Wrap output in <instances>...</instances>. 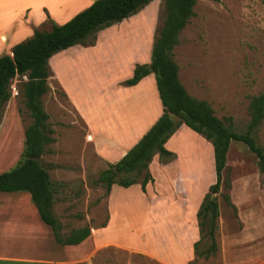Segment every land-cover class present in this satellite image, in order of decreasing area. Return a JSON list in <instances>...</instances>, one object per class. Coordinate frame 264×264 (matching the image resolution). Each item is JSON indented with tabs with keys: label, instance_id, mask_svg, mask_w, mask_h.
Here are the masks:
<instances>
[{
	"label": "rangeland",
	"instance_id": "374dc122",
	"mask_svg": "<svg viewBox=\"0 0 264 264\" xmlns=\"http://www.w3.org/2000/svg\"><path fill=\"white\" fill-rule=\"evenodd\" d=\"M163 10V0H153L136 14L124 19L126 24L121 25L122 29L119 31L122 34L118 38L126 40L128 44L143 42L137 50V57L140 58L143 53L148 54L146 45H152L154 35L162 24ZM193 10L195 14L180 31V42L174 47L173 57L179 66L180 80L192 96L207 100L217 117H231L232 127L243 132L249 121V97L264 89V0H196ZM40 29L48 30L50 25L46 23ZM143 32L145 34L142 39L138 33ZM97 38L96 34V40ZM75 46L77 45L54 54H57L55 60L60 59L58 61L62 71L67 72L69 68L63 66L64 63H75L70 83L74 84L75 79L82 77L81 69L86 70L85 63H89L88 68L95 65L94 69L102 72L94 75L89 70L91 73L90 77L87 76L88 84L94 86L99 79H107L108 75L103 72L105 65L102 64L107 60L106 54L92 51L80 52L75 56L73 54L79 50ZM88 46L91 45L85 47ZM64 55L68 59L61 58ZM130 55L133 56L130 50L118 53L119 66L122 65L123 58L129 59ZM80 58L82 62H78ZM49 68L50 76L47 81L50 90L42 100L55 141L47 146L49 149L40 157V163L49 170L51 179L56 184L55 216L59 221L61 219L67 231L85 225L100 227L109 219L110 192L106 191L103 184H95L94 181L99 172L107 167V162L94 153L92 144L86 140L85 124L66 95V90H72V95L77 94L76 88L70 84L64 91L53 69ZM84 78V81L88 79ZM25 79L26 77L15 76L11 80L10 99L0 109V173L13 167L19 160L23 149L24 129L31 122L23 97L18 93V88ZM113 96L109 94L106 97L111 99ZM103 101L107 102L104 97ZM197 135L203 137L199 133L195 136ZM257 136L264 146V119ZM204 140L200 145L197 137L183 140L186 143L185 150L189 152L187 155L185 151L182 152L179 166H183L186 158L196 164L203 145L205 150L210 148L212 154L211 143L205 138ZM152 159L154 163L150 165V162L148 168L156 171L158 154L155 153ZM204 163L208 168V155ZM173 168H177V165ZM213 168L214 162L211 159V184L215 182ZM221 176L219 190L214 194L219 205L216 230L218 251L215 255L208 258L197 257L188 245L181 246L187 236L158 238V219H147L141 226L134 225V239L124 238L125 242L133 243V246L126 248L104 244L77 264H264V174L258 170L257 159L245 144L237 141L230 143L226 167ZM142 178L143 173L138 174L136 182L140 183ZM226 179L230 182L228 188L223 184ZM167 191L154 185L149 188L146 211L158 210V196L167 197ZM2 193V196L9 194L13 198H23L22 203L27 200L36 209L27 191ZM134 194L136 189L129 194L115 189L113 196L127 197ZM224 194H229L236 212L225 203ZM135 203L137 204V198L134 197L131 204ZM136 218L141 224L140 217ZM119 219L120 216L118 224ZM147 226L149 229L152 226L156 228L152 227L155 240L150 233L147 235ZM193 236L195 240L198 239V228ZM174 243L179 244V252L171 250Z\"/></svg>",
	"mask_w": 264,
	"mask_h": 264
},
{
	"label": "crops",
	"instance_id": "0c3cea01",
	"mask_svg": "<svg viewBox=\"0 0 264 264\" xmlns=\"http://www.w3.org/2000/svg\"><path fill=\"white\" fill-rule=\"evenodd\" d=\"M93 1L95 0H0V57L5 54L11 55V49L15 44L30 38L35 30H42L40 29L42 25L46 23L50 26L61 25L87 8ZM123 24H126L125 20L100 30L94 45L75 46L79 49L73 54L75 56L80 52L92 51L106 54L107 60L102 64L105 65L103 72L108 78L99 79L94 86L88 84L90 71H93L94 75L98 72L102 74L100 70L94 69L95 65L88 68L89 63H85L86 70L81 69L82 77L75 79L74 84H71L70 75H74L75 63H64L63 66H69L65 72L60 69L58 61L60 59H54L57 54L52 55L48 61L64 91L70 84L76 88L77 94L72 95L69 88L71 92L66 90V95L85 124L86 140L92 144L94 153L107 163L118 161L162 114V105L152 73L142 77L135 85L121 84L123 80L132 76L137 63L149 62L152 46L148 43L146 45L148 54L143 53L140 58L137 57V50L143 42L128 44L126 40L118 38L122 34L119 30ZM138 34L143 39L142 35L145 33ZM104 35L107 37L104 38ZM128 50L133 56L130 55L129 59L124 57L122 65L119 66L118 53ZM61 58L68 59V56L64 55ZM78 62H82V58L78 59ZM102 64L100 66L103 69ZM83 76L88 79L84 81ZM109 94L114 96L108 99ZM103 97L107 102L103 101ZM196 134L188 126L181 125L166 140L164 146L175 153V157L167 163H160L158 160L156 171L148 168L152 181L146 184V192L141 190L138 182L128 187L113 184L109 191L108 221L100 227H89L90 234L78 244L57 243L53 229L40 218L36 206H34L36 209H33L27 200L22 203L23 198H13L9 194L2 196L3 193L0 191V264H77L86 260L94 250L104 244H116L126 248L133 246V243L125 242L124 238L134 239V225L141 226L147 219L151 221L158 219V233L156 232L158 238L187 236L181 246L186 244L193 249V243L196 241L193 234L198 228L196 212L212 183L210 161L213 159L211 149L205 150L203 145L197 155L199 160L196 164L186 158L183 166H179L182 152L185 151V154L189 152L185 150L184 139L197 137L198 144L205 142L203 137L195 136ZM207 155L208 168L204 166ZM153 163L154 159L150 165ZM175 165L177 168H173ZM47 171L51 179V174L48 169ZM57 176L60 174L57 173ZM83 180L85 181V178ZM51 181L54 185L55 181L52 179ZM153 185L168 190L169 193L167 197L158 196V210L147 212L145 207L148 201L147 193ZM115 189L127 191L128 194L136 189V194L127 197L113 196ZM134 197L137 198V204H131ZM30 200L35 205L32 199ZM55 200L54 193L52 205L54 216ZM118 216L121 217L119 224ZM136 216L138 219L140 217L141 224ZM60 224V235L65 237L71 230L67 231L62 221ZM152 227L150 229L148 226L145 227V231L155 240L153 229L156 228ZM171 250L179 252V244L174 243Z\"/></svg>",
	"mask_w": 264,
	"mask_h": 264
},
{
	"label": "trees",
	"instance_id": "16d2710c",
	"mask_svg": "<svg viewBox=\"0 0 264 264\" xmlns=\"http://www.w3.org/2000/svg\"><path fill=\"white\" fill-rule=\"evenodd\" d=\"M153 0H95L87 8L75 14L61 25L52 24L48 30H35L30 38L15 44L11 52L0 57V109L10 99V83L15 76L26 77L18 88L31 122L24 129L23 149L19 160L10 169L0 173V191H27L40 218L51 226L59 244H78L90 234L89 226L73 228L65 237L60 235L61 224L52 211L56 184L53 185L47 168L40 157L55 141L53 129L48 124L49 115L44 109L42 97L48 93L50 68L48 61L58 51L80 44L93 45L96 34L140 11ZM196 0H163V20L154 35L150 60L137 63L133 74L121 82L130 86L150 73L154 75L162 114L142 137L116 162L107 163L99 172L95 184H103L109 192L113 184L128 187L143 173L141 190L152 181L148 166L155 153L161 162H167L175 154L164 146L166 140L181 126L186 125L208 140L213 147L215 182L196 212L198 239L193 243L197 257L208 258L218 251L216 241L219 205L215 193L226 167L230 143L245 144L257 159L258 170L264 174V146L258 139V131L264 119V89L251 95L248 102L249 121L243 132L236 131L231 117L220 119L205 99L192 96L182 84L179 66L174 60V47L179 44V33L195 14ZM230 186L229 180L223 181ZM225 203L235 212L229 194Z\"/></svg>",
	"mask_w": 264,
	"mask_h": 264
}]
</instances>
